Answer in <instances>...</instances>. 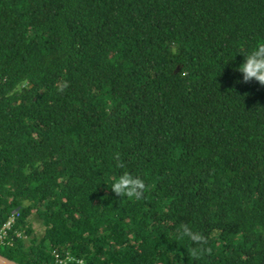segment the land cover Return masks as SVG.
Segmentation results:
<instances>
[{"label": "trees", "instance_id": "trees-1", "mask_svg": "<svg viewBox=\"0 0 264 264\" xmlns=\"http://www.w3.org/2000/svg\"><path fill=\"white\" fill-rule=\"evenodd\" d=\"M255 49L264 0H0V227L19 213L0 253L264 264V85L238 70ZM125 172L138 196L107 187Z\"/></svg>", "mask_w": 264, "mask_h": 264}, {"label": "clouds", "instance_id": "clouds-1", "mask_svg": "<svg viewBox=\"0 0 264 264\" xmlns=\"http://www.w3.org/2000/svg\"><path fill=\"white\" fill-rule=\"evenodd\" d=\"M238 70L242 74L244 82L255 79L264 85V50L255 49L250 51L238 66ZM107 187L111 189L116 197L127 196L132 198L138 196V189L143 188V182L139 178L125 172L112 179L110 186ZM178 233L180 238L187 237L198 245L197 248L192 250L194 257L200 255L202 251H207V249L202 247L205 244L203 236L192 231L187 225H181Z\"/></svg>", "mask_w": 264, "mask_h": 264}, {"label": "built area", "instance_id": "built-area-1", "mask_svg": "<svg viewBox=\"0 0 264 264\" xmlns=\"http://www.w3.org/2000/svg\"><path fill=\"white\" fill-rule=\"evenodd\" d=\"M18 215L19 213L17 211L14 212L9 217V219L0 227V233L2 237L6 236L8 229L13 226L15 219ZM52 253L56 256V264H86L84 259L77 258L73 255H68L64 257L56 250H53Z\"/></svg>", "mask_w": 264, "mask_h": 264}, {"label": "rangeland", "instance_id": "rangeland-1", "mask_svg": "<svg viewBox=\"0 0 264 264\" xmlns=\"http://www.w3.org/2000/svg\"><path fill=\"white\" fill-rule=\"evenodd\" d=\"M31 222L34 234L41 237L46 229L45 220H41L36 214H34L31 218Z\"/></svg>", "mask_w": 264, "mask_h": 264}, {"label": "water", "instance_id": "water-1", "mask_svg": "<svg viewBox=\"0 0 264 264\" xmlns=\"http://www.w3.org/2000/svg\"><path fill=\"white\" fill-rule=\"evenodd\" d=\"M0 264H20V263L5 257L0 253Z\"/></svg>", "mask_w": 264, "mask_h": 264}]
</instances>
